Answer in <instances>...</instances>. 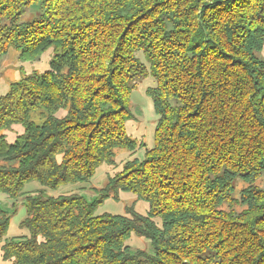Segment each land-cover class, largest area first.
Wrapping results in <instances>:
<instances>
[{
	"label": "trees",
	"instance_id": "16d2710c",
	"mask_svg": "<svg viewBox=\"0 0 264 264\" xmlns=\"http://www.w3.org/2000/svg\"><path fill=\"white\" fill-rule=\"evenodd\" d=\"M32 4L37 16L22 19ZM263 41L264 0H0V56L54 48L47 70L0 94V132L25 127L12 143L0 134V162L17 164H0V193L23 198L28 232L6 239L9 215L0 209L2 258L264 264V188L252 186L264 175ZM149 73L153 146L107 187L114 198L131 192L145 201L146 214L95 215L101 200L54 194L132 147L130 94ZM235 178L250 181L238 213ZM32 181L40 188L24 192ZM131 234L148 239L150 252L131 249Z\"/></svg>",
	"mask_w": 264,
	"mask_h": 264
},
{
	"label": "rangeland",
	"instance_id": "374dc122",
	"mask_svg": "<svg viewBox=\"0 0 264 264\" xmlns=\"http://www.w3.org/2000/svg\"><path fill=\"white\" fill-rule=\"evenodd\" d=\"M31 5L27 8L22 19H30L37 16L39 11L37 7ZM54 55V48L48 47L38 56L20 57L19 52L10 47L6 54L0 56V94L8 92L12 83L21 81L24 77L40 74L49 68L50 60ZM256 56L264 61V41L262 48L256 52ZM143 59L142 55H140ZM155 86L153 77L148 74L147 77L140 80L136 87L131 91L129 109L131 117L125 121L126 135L134 141L131 148H119L114 150L112 162L109 164L102 163L97 167L93 177L86 182H77L74 184H66L53 191L54 194H70L84 196L88 201L101 200L95 210V215L109 213L113 215L125 214L130 208H133L139 214H146L148 204L143 200H138L131 192H119L118 197H113L107 187L109 181L119 174L122 167L128 161L135 158L142 160L146 149L151 148L154 142V128L158 120V115L154 111L152 99L147 93L150 87ZM67 109H58L55 116H64ZM33 121L41 123L43 121L40 113L36 112L33 115ZM25 132V127L21 123H15L8 129L0 132L7 142H14L20 135ZM0 164L8 165L15 163V159L6 158ZM250 181H244L241 178L234 179V189L232 192L233 202L231 209L236 213L240 212L246 206L240 203V193L243 189L249 187ZM264 188V175L252 180V186ZM37 182L32 181L25 184L23 191L31 192L39 189ZM107 196V197H105ZM105 198V199H104ZM23 198H9L5 194L0 193V209L7 212L9 215V225L7 229L6 239L16 238L26 235V229L21 228L20 224L26 217V208L22 202ZM227 205H224V209ZM127 244L131 249H140L143 251L151 250L150 241L144 237L131 234L127 240ZM0 264H12L11 261L2 258L1 243H0Z\"/></svg>",
	"mask_w": 264,
	"mask_h": 264
}]
</instances>
